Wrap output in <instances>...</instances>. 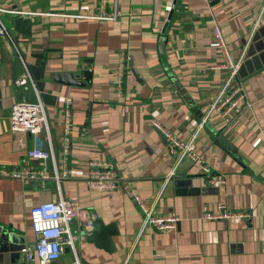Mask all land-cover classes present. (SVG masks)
Segmentation results:
<instances>
[{
	"label": "crops",
	"instance_id": "crops-1",
	"mask_svg": "<svg viewBox=\"0 0 264 264\" xmlns=\"http://www.w3.org/2000/svg\"><path fill=\"white\" fill-rule=\"evenodd\" d=\"M174 1L109 0L108 12L120 14L105 21L91 17L100 0H0L2 7L31 19L26 34L15 27L18 14L1 15L8 34L0 36V168L41 166L27 157L34 138L24 135V145L10 131L13 104L37 100L33 86L18 87L13 79L39 61L45 89L57 96L54 104L44 103L56 164L62 172L66 162L70 170L59 183L48 179L44 186L0 175V264H32L22 251L36 242L30 209L61 195L119 230L108 251L73 223L81 264H264V12L259 19L264 0ZM167 6L173 7L174 20L168 19ZM216 23L233 58L246 53L238 76L245 106L227 126L216 112L203 124L228 74L220 66ZM70 73L78 83L52 81ZM67 98L73 129L65 155ZM153 120L181 141L196 135L202 163L225 183L211 185L188 159L169 177L174 159ZM91 160L117 170L115 189L88 186ZM188 178L191 185L180 181ZM136 195L154 205L156 214L177 215L176 227L143 228ZM220 205L249 216L206 218ZM73 259L66 250L55 264Z\"/></svg>",
	"mask_w": 264,
	"mask_h": 264
},
{
	"label": "built area",
	"instance_id": "built-area-1",
	"mask_svg": "<svg viewBox=\"0 0 264 264\" xmlns=\"http://www.w3.org/2000/svg\"><path fill=\"white\" fill-rule=\"evenodd\" d=\"M108 1L109 0H100L98 14L91 15V17L105 21L117 19L120 11L115 9L112 14L109 13L107 10ZM202 1L210 3L215 0ZM172 9V6L166 7L167 11H171ZM263 12L264 3L259 19ZM2 13L22 14L0 5V36L8 34L7 27L1 18ZM213 34L217 47L224 59L220 66L227 68L228 74L218 96L204 116L203 124L208 120L210 114L216 112L222 117L224 126H227L232 122L233 115H235L241 107L245 106L243 105L245 94L243 92V86L238 80V76L246 53L243 51L237 60L233 58L229 49V44L218 23L213 26ZM250 40L251 37L248 38L244 50H247ZM118 82H121V79H118ZM13 83L18 87L30 85L36 90L37 100L18 101L13 104L10 115V131L16 137H20L24 145V135L29 134L34 138L33 143L28 146L27 157L32 161L40 162L41 166L40 168H36L34 166L24 165L20 168H12L11 170L1 167L0 175H9L10 177L23 180L30 179L40 181L43 186L46 185L48 179H55L59 183L62 178L69 176L70 170L66 162L64 163L62 172L57 167L50 138L46 107L29 69L27 68L25 72L14 77ZM71 104L72 99L67 98L65 107H63L65 155L68 154L69 143L71 141L70 136L73 129ZM153 125L159 129L168 140L169 153L174 159L173 168L169 173V177H172L181 163L188 159L191 162L198 163L199 168L206 175L211 185L219 186L225 183L223 175H216L207 164L202 163L203 160L201 156L195 151L196 135L185 142L178 139L173 132L163 127L159 121L153 120ZM49 165L51 167H49ZM86 181L90 188L113 190L117 187L118 173L109 163L91 160L89 162ZM135 202L143 213V228L154 225L160 230H166L175 228L180 221L177 215L156 214L155 206L148 204L140 195L135 196ZM222 209L223 206L220 205L217 212L206 214V218L231 219L247 218L249 216L246 212L223 211ZM30 218L33 231L36 235L35 246L34 248L24 247L22 249L30 263L55 264L66 249L70 248L74 256L71 264H81L76 248L77 235L73 232L72 226L73 223L76 222L80 230L84 231L86 234L91 233L95 228V221L98 219L97 214L93 210L82 207L76 199L61 195L58 200L40 201L33 205L30 209Z\"/></svg>",
	"mask_w": 264,
	"mask_h": 264
},
{
	"label": "water",
	"instance_id": "water-1",
	"mask_svg": "<svg viewBox=\"0 0 264 264\" xmlns=\"http://www.w3.org/2000/svg\"><path fill=\"white\" fill-rule=\"evenodd\" d=\"M175 4L177 0L174 1ZM179 6V5H178ZM174 9H172L169 12L168 19L174 20ZM15 27L18 30H22L24 33L29 34L30 28H31V19L28 17H24L23 15H18L15 18ZM169 22H167L164 26V30H166ZM163 48L165 47V43L162 44ZM29 68L31 70V74L34 77L36 81V85L38 88V91L40 93L41 98L43 99L44 103L46 104H54L56 101L57 96L53 95L51 92L47 91L45 89V80L43 79L42 73L43 69L39 64V61H37L35 64H30ZM57 76V75H56ZM52 78V81L57 82H63L66 84H72V83H78V81L75 78V75L73 73L70 74H64L60 75L59 77ZM65 80H63V78ZM222 141L227 144L228 147L232 149V145L229 144L225 138V136H222ZM186 182L188 185H191V179L188 178L186 180H180ZM197 189V188H196ZM119 232L116 223H108L106 224L102 219H97L95 221V228L93 231L89 234H86V238L88 241L95 243L99 247H103L107 249L108 251L114 250V241H113V235L117 234ZM66 250H70V248H67Z\"/></svg>",
	"mask_w": 264,
	"mask_h": 264
},
{
	"label": "rangeland",
	"instance_id": "rangeland-1",
	"mask_svg": "<svg viewBox=\"0 0 264 264\" xmlns=\"http://www.w3.org/2000/svg\"><path fill=\"white\" fill-rule=\"evenodd\" d=\"M2 14H3V13H2ZM2 14H1V15H2ZM2 17H3V16H2ZM2 19H3V18H2ZM24 87H26V86H24ZM75 231H76V230H75ZM77 231H79V230H77ZM77 231H76V232H77ZM79 232H80V231H79Z\"/></svg>",
	"mask_w": 264,
	"mask_h": 264
}]
</instances>
